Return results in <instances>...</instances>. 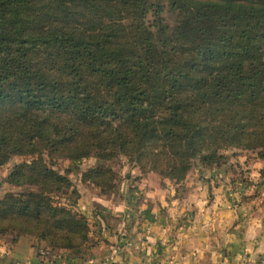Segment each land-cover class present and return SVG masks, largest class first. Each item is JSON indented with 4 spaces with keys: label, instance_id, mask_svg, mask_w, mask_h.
<instances>
[{
    "label": "trees",
    "instance_id": "trees-1",
    "mask_svg": "<svg viewBox=\"0 0 264 264\" xmlns=\"http://www.w3.org/2000/svg\"><path fill=\"white\" fill-rule=\"evenodd\" d=\"M263 41L264 0H0V168L32 159L0 236L81 260L104 241L59 159L103 199L120 157L175 184L229 150L264 160Z\"/></svg>",
    "mask_w": 264,
    "mask_h": 264
},
{
    "label": "crops",
    "instance_id": "crops-1",
    "mask_svg": "<svg viewBox=\"0 0 264 264\" xmlns=\"http://www.w3.org/2000/svg\"><path fill=\"white\" fill-rule=\"evenodd\" d=\"M251 178L252 205L247 209L252 222L245 221L243 212L229 197L230 178L222 184L218 181V185L204 177L188 176L181 184H172L166 180L162 183L152 174L141 180L142 184L137 183L140 191L121 194L117 203L88 195L86 204L78 207L95 223L94 238L104 241L82 264L235 263L250 257L249 248L252 260L255 255H264V201L259 203L264 196L262 160L252 165ZM122 234L133 238L136 247L118 251ZM0 264L41 262L31 240L13 242L10 236H0Z\"/></svg>",
    "mask_w": 264,
    "mask_h": 264
},
{
    "label": "rangeland",
    "instance_id": "rangeland-1",
    "mask_svg": "<svg viewBox=\"0 0 264 264\" xmlns=\"http://www.w3.org/2000/svg\"><path fill=\"white\" fill-rule=\"evenodd\" d=\"M164 17L169 24L171 25L173 24L174 17L168 12V10L165 11ZM261 46L264 48V41L261 43ZM224 155H226L228 159L223 164L214 165L211 167H204L200 164H197L194 168H192L188 176L202 177V178L204 177V179L216 182L217 184L218 181L220 184H222L221 182L225 181L226 178H230L231 181L229 182L231 183V186L229 187L228 190L229 197L233 199L234 201L233 204L235 206H238V209L243 212L244 214L243 217L245 221L249 220L252 222V213L249 211V209H247L249 206L252 205V185H251L252 165L255 163V161H259L261 159L256 158L254 154H252V152H246V151L243 152L239 150H229L224 152ZM31 160L32 159L26 157L15 156L11 159L8 165L0 168V197H2V195H4L5 193L11 191L12 192L22 191V189H17L15 187H12L6 181L12 168L16 164L22 162H30ZM96 161H97L96 158L84 160L82 164L79 165L80 171H85L89 168L95 167ZM262 162H264V160H262ZM48 164H50L49 160H48ZM107 166H110L117 176L115 180V183H117V187L113 190L111 194L107 195L108 198L106 199L112 200L114 203H117L118 200H120L119 196L121 194L126 195L127 191L128 192L129 191L136 192L138 190L140 191L141 188H137L138 187L137 183L139 182V184H142L141 180L146 178V175H143V173L139 170V168L135 167L132 163L128 162L126 158L120 157L118 159L110 161L107 163ZM53 167L55 170L63 174L65 173L66 170H70V174L68 175V177L72 180V182L74 183V185L76 186V188L80 193V198L77 203V206L82 207L83 205H85L86 204L85 201L88 195L91 194H93L94 196L99 195V191L96 190V188L82 181V174L79 173L77 166L72 162L59 159L54 162ZM214 168H218L219 171L210 172V169L214 170ZM150 176L152 177V174H150ZM155 178H157L156 175ZM165 180L168 181L169 183L175 184L174 182L168 179ZM165 180H162V183H164L163 181ZM135 195H138V193ZM131 197H132V192H131ZM262 197L260 198V202H259L261 204L264 201V196ZM61 201L63 202L65 201V199L61 198ZM148 232L149 230H145V233ZM127 242H130L131 245L125 246ZM136 245L137 243L134 241L133 238H131L127 234H122L117 249L120 252H127L135 248ZM35 249H36V257L39 258L40 262H42V260L40 257H38L39 251L51 250L49 248H44V247H38ZM248 250L250 257L248 258L242 257L240 261L235 263H233L231 260H228L223 264H264V255H259V256L255 255L253 256L254 259L252 260V248H249ZM245 253H247V251ZM70 257L82 263L90 259L88 258L87 260H81L76 257H72V256ZM225 258H227L226 253H225Z\"/></svg>",
    "mask_w": 264,
    "mask_h": 264
},
{
    "label": "built area",
    "instance_id": "built-area-1",
    "mask_svg": "<svg viewBox=\"0 0 264 264\" xmlns=\"http://www.w3.org/2000/svg\"><path fill=\"white\" fill-rule=\"evenodd\" d=\"M130 245V242L125 244V246ZM38 257L42 260L41 264H82V262L71 258L68 254L57 255L52 250H40Z\"/></svg>",
    "mask_w": 264,
    "mask_h": 264
}]
</instances>
